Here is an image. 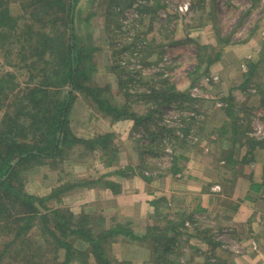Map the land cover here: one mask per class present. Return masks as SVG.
I'll list each match as a JSON object with an SVG mask.
<instances>
[{"label": "rangeland", "instance_id": "rangeland-1", "mask_svg": "<svg viewBox=\"0 0 264 264\" xmlns=\"http://www.w3.org/2000/svg\"><path fill=\"white\" fill-rule=\"evenodd\" d=\"M121 1H125V4L113 13L110 0H81L80 4L86 5V9L82 13L78 10L73 13L77 33L84 40L80 41V45L86 46L92 54L89 56L92 69L84 83L96 91L108 90L111 95L117 94L115 98L118 105L125 104L137 115H146L147 109H152L159 110L158 116L153 114L154 120L148 116L141 125H136L129 118L116 120L100 111L98 105L85 93L75 92L67 118L71 136L91 140L110 134L111 145L107 149L94 150L83 146H75L71 150L62 148L58 157L46 158L42 164L36 159H27L18 167L12 183L15 187L19 185V191L29 196L38 199L48 197L43 205L36 202L41 212H46V208L60 211L64 216L69 212L72 220L78 224L85 221L83 227L93 229L90 230L92 237L99 238L104 233L98 243L110 264H124L121 256L124 253L114 250L116 245L118 249L122 244V239L137 243L132 237L122 236L123 233L145 230L141 224L143 209L137 204H124L127 198L116 180L121 181V177L134 175L150 178L167 171L175 149L181 142H185L180 135L184 131L182 124L192 123L186 121L185 117H197V121L203 118V124L199 123L196 127L204 129L210 118L220 115L222 119L224 114L227 127L225 134L235 137L241 132V138L249 135L252 139H264V0H233L229 4L225 3L227 1L224 4L216 1L214 5L210 1L208 7L211 10L208 14L204 13L205 9H201L203 0H192V5L194 3L197 8L195 11L191 9L189 0ZM185 4H188V10H179ZM205 20L209 25V36L203 40L198 34L201 29H195L205 26ZM247 39L253 41L249 53L251 57L231 62L223 70L221 65L214 68L225 46L228 47L232 42L239 45L238 41ZM19 47L16 42L11 46L0 47V76L5 77L8 85H16L8 97L9 103L15 95L26 92L27 87L28 73L17 58ZM7 48L13 50L12 55L9 51L5 53ZM216 54L220 55L218 60L207 67L206 61L213 60ZM251 66L254 67L252 77L245 85ZM196 67L199 70L193 74ZM44 74L43 70L38 79L44 77ZM159 74L167 76L175 90L188 93L195 99L193 104H188L191 108L188 109L184 103L180 108L179 100L158 107L153 102L144 104L142 100L136 99L138 93L148 86H155ZM138 77L150 85L141 84ZM121 85L125 86L129 98L125 99L118 93ZM241 86L244 88L240 89ZM236 88H239L238 91ZM43 89L53 91L56 88L49 86ZM65 89L72 91L69 86L62 88L64 92ZM221 89L226 92L225 98H221ZM215 95L220 96L223 104L227 105L224 107L227 113L221 115V111L219 114L214 111L220 108L215 105ZM112 105L106 109L114 108ZM193 121L196 123V118ZM25 135L30 137L28 132ZM130 163L136 166L131 167ZM17 209L15 203L11 214ZM131 214L133 218H130ZM155 227L150 232L152 237L164 233L170 225L162 220ZM117 228L123 229L118 237L112 238L106 234ZM6 238L10 236L0 233V246ZM61 238L78 251L77 254L72 253L70 258L76 259L70 260V264H97L90 246L81 243L73 235ZM148 240L143 239L140 244L147 245L149 251L141 253L135 249L128 252L135 262L138 258H145L153 264H182V256L186 258L180 250L184 246L181 243L162 240L158 245L160 252L153 255L151 245L155 244L148 243ZM180 241L183 243V237ZM56 247L51 244L46 249L49 258L56 257L52 264L62 263L65 257V250ZM164 249L170 251L165 253Z\"/></svg>", "mask_w": 264, "mask_h": 264}, {"label": "trees", "instance_id": "trees-1", "mask_svg": "<svg viewBox=\"0 0 264 264\" xmlns=\"http://www.w3.org/2000/svg\"><path fill=\"white\" fill-rule=\"evenodd\" d=\"M80 1L0 0V47L11 46L14 42L19 43L17 58L24 64L23 68L28 73L26 92L15 95L10 103L8 97L16 85H8L5 77L0 76V113L2 112L0 119V233L10 236L9 239L2 241L0 246V264H52L56 257L49 258L46 252L51 244L65 250L64 260L60 264H70V260L76 259L70 258L72 253L74 255L78 251L73 250L74 248L72 249L63 241L61 236L64 235H73L81 240V243L90 246L95 263L110 264L109 259L104 258L103 248L98 243L104 233L100 234L99 238L92 237L90 230L93 229L84 228L85 221L78 224L72 220L69 212L67 216L60 211L47 208L46 212H41L36 202L43 205L48 197L38 199L19 191V185L15 187L12 184L13 176L27 159H36L39 164H42V160L46 158L58 157L62 153V148L71 150L72 147L83 146L94 150L107 149L111 145L110 134L91 140H81L71 136L67 128V118L75 92L85 93L98 105L100 111L116 120L129 118L134 120L136 125H141L148 116L153 117V114L156 116L159 114V110L147 109L146 115H137L125 104L118 105L115 98L117 94L111 95L108 90L99 92L85 85L84 80L92 69L91 57H89L92 54L86 46L80 45V41L84 40L76 29L73 13L77 10L82 13L86 9V5L80 4ZM110 3L114 13L118 7L125 4V1L110 0ZM8 51L12 55L13 50L7 48L5 53ZM219 56L216 54L213 60L208 59L207 67L218 60ZM39 66L42 67L41 70H37L40 69ZM253 69L252 66L249 68L245 85L249 83ZM43 70L46 76L44 74V77L38 79ZM198 70L199 68L196 67L193 74ZM163 76L159 74L155 86L146 84V80L138 77L141 84L150 86L138 93L136 99L142 100L144 104L153 102L158 107L179 100L180 108L183 106L182 103L186 104L187 108L190 107L189 105L193 104L195 99L188 93L175 90L167 76ZM49 86L56 89L53 91L43 89ZM66 86L71 87L72 91L65 89L64 92L62 88ZM242 88L244 87L241 86L240 89ZM118 93L125 99L129 98L124 85L119 87ZM108 105L114 108L106 109ZM26 132L30 134V137L25 135ZM15 159L18 161L13 165ZM15 203L18 209L11 214L10 211ZM154 229L156 227L148 228L144 240L149 239L148 243L155 244L151 245V249L153 255H156L160 252L158 245L162 240L170 242H176V240L175 237L168 236L169 228H166L164 233L152 237L150 232ZM119 233H123V229L117 228L107 231L106 234L115 238ZM129 233H123L122 236L126 235L132 237L133 241H139ZM34 237L35 241L32 240ZM169 251L164 249L165 253ZM84 257L86 258L87 254Z\"/></svg>", "mask_w": 264, "mask_h": 264}, {"label": "crops", "instance_id": "crops-1", "mask_svg": "<svg viewBox=\"0 0 264 264\" xmlns=\"http://www.w3.org/2000/svg\"><path fill=\"white\" fill-rule=\"evenodd\" d=\"M210 1L214 5L216 1L229 4L233 0H203L201 9H205L206 14L211 10L208 7ZM191 9H197L194 3ZM203 24L205 26L195 30L201 29L198 34L206 40L209 25L207 20ZM238 42L239 45L229 42L231 44L223 48L214 68L221 65L223 70L231 62L251 57L253 41ZM219 92L221 98L227 96L223 89ZM207 93L211 95L209 91ZM215 96V105L220 108L214 111L218 114L221 111L222 115L226 113L224 107L227 105L220 96ZM214 117L208 119L204 129L196 127L203 124V118L197 121L194 117L196 124L194 118L185 117L192 123L182 124L184 131L180 135L185 142L175 149L167 171L150 178L134 175L116 180L127 198L124 204H137L143 209L141 224L145 228L137 233L129 231L133 238L139 239L137 243L122 239L118 249L115 246L114 250L124 253L121 254L124 264L135 262L128 255L129 251H149L140 241L147 228L157 226L162 220L170 225L168 236L175 237L176 244L184 245L180 249L186 256V260L182 256V264H264V142L247 134L241 138V132L235 137L225 134L224 114L222 119L220 115ZM130 218H133L132 214ZM136 263L153 264L145 258H138Z\"/></svg>", "mask_w": 264, "mask_h": 264}, {"label": "built area", "instance_id": "built-area-1", "mask_svg": "<svg viewBox=\"0 0 264 264\" xmlns=\"http://www.w3.org/2000/svg\"><path fill=\"white\" fill-rule=\"evenodd\" d=\"M179 10H188V4H185L184 6H183V8L182 7H180V9ZM193 91H197V90H193ZM193 96V95H192Z\"/></svg>", "mask_w": 264, "mask_h": 264}, {"label": "water", "instance_id": "water-1", "mask_svg": "<svg viewBox=\"0 0 264 264\" xmlns=\"http://www.w3.org/2000/svg\"><path fill=\"white\" fill-rule=\"evenodd\" d=\"M58 137V136H57ZM18 161V159H15V161H14V164L13 165H15V163Z\"/></svg>", "mask_w": 264, "mask_h": 264}]
</instances>
